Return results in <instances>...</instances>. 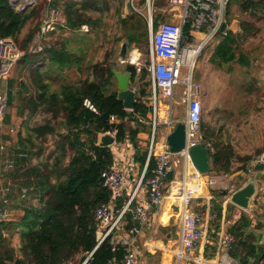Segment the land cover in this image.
I'll return each instance as SVG.
<instances>
[{
    "label": "trees",
    "instance_id": "obj_1",
    "mask_svg": "<svg viewBox=\"0 0 264 264\" xmlns=\"http://www.w3.org/2000/svg\"><path fill=\"white\" fill-rule=\"evenodd\" d=\"M233 1L243 12L258 19L264 18V0H231L227 17ZM50 4L63 7L66 17L65 25L58 26L56 30L66 31L68 28L78 32L82 25L88 24L89 31L102 42L101 47L109 48L106 55L95 59V55L88 57L84 50L72 51L69 39L57 40L56 44L52 39L51 48L36 54L28 53L22 58L25 64L40 62L33 67L37 91L18 107L19 113L25 114V120L33 123L26 127V136L19 131V127L17 129L16 123H9L12 119L8 112L4 123H14L16 127L12 132L17 134V138H22L19 139L21 143L25 138L33 147L37 145V150L33 152L38 157L47 148L43 143L49 137L53 146L44 159H38V164L30 168V172L26 171L28 182L20 186L34 191L41 207H26L23 217L17 220L0 219V264H105L110 258L122 257L124 249L121 245H114L111 235L100 242V223L95 210L102 202L111 201V191L103 185L102 173L113 165L114 160L111 148L97 144L98 133L117 130L118 142L128 138L134 142L140 129H148L137 117L138 113L147 117L150 110L141 99L148 90L146 68L140 75V80L144 82L133 110L126 109L118 99L117 81L112 71L117 44L126 38L130 48L139 45L145 41L147 31L139 17L123 16V0H52ZM37 5L20 12L13 7L11 0H0V37L12 36L22 49L27 50L40 29L48 2L44 6ZM109 18L115 20L110 23ZM157 24L156 20L154 28ZM256 31L255 25L242 21L241 31L229 29L227 34H221L210 56L214 67L223 68L234 62L248 66L250 60L242 51L241 39ZM88 38L92 39V36ZM45 61L49 62L48 69L41 66ZM71 65L78 66L86 75L72 81L65 73ZM127 70L132 71V82L135 83L138 77L136 67L129 65ZM86 99L97 111L85 105ZM12 100V93L9 92L8 105L12 104ZM111 115H115L118 121L111 122ZM227 133L224 124L210 127L202 121V142L210 157L209 174L243 170L262 153V149L243 151L241 147H236ZM25 150L17 149L14 167L6 172L0 167V175L5 177L14 168H22L28 159ZM21 153L26 155L20 156ZM146 156V152L138 156L141 164L145 163ZM154 167L151 158L147 175L152 174ZM171 202L167 201L166 212ZM121 204L122 201H118V205ZM236 208L230 202L227 210L234 211ZM222 210V203L216 202L212 211L218 217L211 222L214 231L220 229ZM240 210L239 219L227 229L236 237L229 254L239 264H264V236L250 229L252 218L245 210ZM257 226L263 227L262 224ZM5 231L9 233L8 237L3 235ZM211 235L216 239L219 236L215 232Z\"/></svg>",
    "mask_w": 264,
    "mask_h": 264
},
{
    "label": "built area",
    "instance_id": "obj_2",
    "mask_svg": "<svg viewBox=\"0 0 264 264\" xmlns=\"http://www.w3.org/2000/svg\"><path fill=\"white\" fill-rule=\"evenodd\" d=\"M52 0H48L40 29L34 35L27 50L22 49L12 36L0 37V128L3 126V119L7 112L8 102L6 93L2 90V82L7 79L15 65L28 53L36 54L52 47L51 33L56 31L58 26L65 25L61 10L52 6ZM231 0H168V16L161 12L156 14L154 9L155 0H146L147 11L144 14L149 28L150 38L147 44L146 61L141 60V51L134 49L131 55L122 61L136 67L138 79H140L143 68H146L148 82L147 95L141 99L150 108L147 117L137 114L139 120L149 123L152 127L151 139L148 148V162L153 158L155 167L151 175L144 172L137 182L131 195L125 199L121 205L118 201L124 199L126 187L129 183L128 176L114 165L102 173L103 185L111 191V201L102 202L95 210L96 219L100 223V242L109 235L112 236L114 245L123 246L122 257L108 259L105 264H139L138 252L135 243L142 229V225L149 220L151 209L157 211L166 198L165 191L169 179L176 171L178 161L182 160L185 169L194 166L190 150L196 144L202 142V121H203V90L202 84L194 81V69L199 57L206 52L209 44L221 34H227L229 24L227 22V9ZM13 7L21 8L33 6L37 0H11ZM132 10L139 11L132 0ZM18 11V10H17ZM161 14V17H159ZM158 21L157 28H154L155 21ZM225 26L227 28H225ZM87 29V26L84 25ZM213 52V51H212ZM212 52L210 54H212ZM133 53H138L134 56ZM182 85L183 103L186 105L185 120L175 118L174 106L178 102L175 100V88ZM139 94V87H133ZM149 102V105H148ZM85 105L97 111L96 107L89 99L85 100ZM111 122H117L115 115H111ZM184 123L186 127L185 147L179 152H173L167 141V136L178 125ZM170 129L164 135L163 141L158 140L159 127ZM15 125L11 124L10 131L15 130ZM116 136L117 130L106 131ZM167 134V135H166ZM3 149V147H1ZM7 156L2 160V170L9 171L15 165V158L6 152ZM21 153L20 156H24ZM259 161L264 162V152L256 159L250 161L245 169L241 170L242 177L239 181L225 179V175L209 174L205 186L210 190H196L191 187L189 181L184 179L182 192L179 196L178 218L180 225L178 230L177 247L175 251L176 264H213L203 256H195V252L203 245V242L211 241L209 235V222L217 218L218 214L213 212L214 195L213 189H218L224 193L223 197L230 201L231 193L239 187L250 176H257L258 172L264 174V169H256ZM226 174V173H225ZM4 184L0 176V219L8 217V207L10 205V194L13 185L10 182ZM259 184V180H258ZM147 192L150 199L145 206L139 200V195L143 191ZM259 190V186H258ZM258 192V191H257ZM27 189H22V195L26 196ZM201 197L206 202L207 214L198 212L191 207L193 199ZM259 202L264 203V197H259ZM258 204V201H257ZM129 223L127 236L118 244L115 242V230ZM224 223V221H223ZM236 238L233 234L227 233L225 238L220 239V243L232 248ZM116 249V246L114 247ZM215 264H237L235 260L227 258L222 263Z\"/></svg>",
    "mask_w": 264,
    "mask_h": 264
},
{
    "label": "rangeland",
    "instance_id": "obj_3",
    "mask_svg": "<svg viewBox=\"0 0 264 264\" xmlns=\"http://www.w3.org/2000/svg\"><path fill=\"white\" fill-rule=\"evenodd\" d=\"M128 0H123V16H131L135 15L140 18L141 25H145L147 31V37L145 41L140 43L139 45H135L130 48L129 54L131 55V51L134 50L135 47H139L142 52L141 60L146 61V51H147V43L150 38V28L145 17V13L148 10L144 0H134L135 6L139 9V11H133L128 13L126 2ZM24 2V0H21ZM48 0H37V4L44 6ZM132 3V0H131ZM116 4H112L115 6ZM27 4L22 6L21 8H17L18 11L22 12L26 10L28 7ZM38 6V5H37ZM132 6V5H131ZM47 7V5H46ZM45 7V9H46ZM168 0H155L154 9L156 8L155 13L161 12L165 15V18L169 19L168 12H164L163 10H167ZM61 8V6H60ZM63 8V7H62ZM61 8V10H62ZM44 9V12H45ZM114 8H112V11ZM43 12V15H44ZM132 13V14H131ZM97 14V13H94ZM43 18V16H42ZM115 19L109 18L108 22L112 23ZM227 21H229V28L235 32L241 31V23L242 21H248L249 23L255 25L257 27V31L250 35L241 39L242 51L247 55L250 60V64L248 66L241 65L238 62H234L232 64H227L223 68L214 67L213 63L210 61L211 52L214 51L216 45L220 41L221 37L218 36L214 39L205 53H203L196 62V67L194 69V81L202 84V90L204 92V113H203V121L207 123L210 127H219L224 124L226 129L228 130V135L232 137L233 142L236 144V147H241L243 151H255L257 149H262V153L264 152V18L258 19L256 16H252L249 13L243 12L237 5L235 1H233L230 5V10L228 13ZM85 31V30H84ZM59 32L57 35L55 44L57 40H61L62 37L64 40L69 39L68 45L72 51H82L84 50L88 57L91 55H95V59L101 57V55H106L108 48L101 47V41L98 40V37L93 32H88L89 34H84L83 31L73 32V31H59L56 30L55 34ZM87 33V32H86ZM92 36V39L88 37ZM53 33H51V41H52ZM94 39V40H93ZM106 37H104V40ZM127 40L124 38L121 42H119L116 46V51L114 53L113 59L114 64L118 69L126 71L127 65L129 63L120 62L119 57V48L123 41ZM52 43V42H51ZM128 54V55H129ZM37 64H40L37 63ZM24 65V64H23ZM45 67H49L48 63H44ZM86 66V64L84 65ZM17 67V65L15 66ZM26 70L22 68L20 65L18 66L20 71V76L26 75L29 77L31 75V65H25ZM83 67V65H82ZM17 68H13L16 71ZM145 69V68H143ZM12 70V71H13ZM55 73L56 70H53ZM66 74L69 75L72 81L79 79L86 75V72L80 71L78 66L71 65L65 71ZM142 73V72H141ZM17 75V74H16ZM11 76L4 81L3 89L14 94H18L20 92L19 88L12 87L11 85H15V82H11ZM19 79V77L16 76ZM117 81V80H116ZM143 81V80H142ZM140 79H136L135 83H131L132 87H136L139 84L142 86L143 82ZM117 84V83H116ZM182 86V85H180ZM175 88V99H177L180 104L175 106V110L177 111L178 117L176 119L185 120L186 118V105L183 103L182 91L183 87ZM22 90L26 89V84L23 83ZM181 96V97H180ZM206 99V101H205ZM9 104L7 107L8 114L11 115V122L16 123L17 129L19 127V131L21 130L23 134L27 135L26 127L31 124L32 121H26L24 117H18L16 112V105ZM6 117V116H5ZM8 123V122H6ZM11 125V124H10ZM9 124H5L0 128V147L4 145L6 147L4 150L0 148V161L4 160L8 152L10 157H16L17 149H26L25 151L28 153V159L23 165L22 168L16 169L14 168L11 172L7 173L5 177L2 176L1 179L4 184L6 182H10L13 185V190L10 194V205L8 207V217L5 218L7 220L11 215V211L13 214L10 216V220H17L24 215V211L26 207H41L40 199L38 197H33V195L28 197L27 199L22 198L19 193V188L22 184H27L28 175L26 171L30 172V168L34 165L38 164V159H44V156L47 154L49 149H52L53 140L51 137L46 139L43 143L44 152L40 157H38L33 151L37 150V145L34 147L29 143L27 139H23V143L20 142L17 138V134L10 132ZM161 129L159 127L158 131ZM181 169V166L179 167ZM32 178V176H31ZM256 199V197H255ZM255 202V201H254ZM255 204H253L254 207ZM19 209V210H18ZM15 218V219H13ZM6 234V235H5ZM3 235L8 237V232H3ZM236 238V237H235ZM175 247L171 245V249ZM170 249V248H169ZM171 256H169L170 258ZM168 258V259H169Z\"/></svg>",
    "mask_w": 264,
    "mask_h": 264
},
{
    "label": "crops",
    "instance_id": "obj_4",
    "mask_svg": "<svg viewBox=\"0 0 264 264\" xmlns=\"http://www.w3.org/2000/svg\"><path fill=\"white\" fill-rule=\"evenodd\" d=\"M144 1L146 4V0H144ZM134 5H135V2H134ZM58 8L61 10L60 7H58ZM133 11H135V10H132V12ZM61 13H62L63 18L66 20V17L63 14L62 10H61ZM126 17H129V16H126ZM159 17H161V14ZM84 25L87 26V29L84 28ZM84 25H82V27L79 29V31L89 32V25L88 24H84ZM62 26H64V25H62ZM68 30L69 29L67 28L66 31H68ZM59 31H61V30H59ZM52 33H54V32H52ZM58 34H59V32H57L56 34L55 33L53 34V37H52L53 41H56ZM60 39L64 40L62 37ZM120 47H121V45H120ZM129 49H130V47H129ZM134 49H139V47H135ZM119 50H120V48H119ZM141 55H142V52H141ZM45 62L49 64L48 61H45ZM120 62H122V61H120ZM16 65H17V67H14V68H17V69H16V71H14V70L12 71L13 76L11 78H13V79H11L10 84H12L11 82H15V85H13V84L11 85V89H12V87L20 86V88H19L20 92L17 95L14 94L15 96H13V93H12V97H13L12 104L16 105L17 116L21 118V117H25V114L19 113L20 109H18V107L24 103L25 98L33 96L37 91V86L34 82L35 71H34L33 67H35L39 64L35 63L34 65H32L31 63H27V65H29V66L31 65V71H32V73H31V75H29V77H27L26 75L21 77L19 75L20 71H21V69L18 68L19 65L26 70V67H25L26 64L23 62V59L20 60ZM41 66L43 69L49 68V67L43 66V64ZM16 76L19 77V79L16 78ZM7 79H5V80H7ZM137 79H138V77H137ZM4 81L2 82V90L4 93H6V96H7L8 91H5L6 89L5 90L3 89ZM23 83L26 84V89H24V91L22 90L23 89L22 88ZM140 85L141 84L138 85L139 91L141 88ZM180 87H182V86H180ZM181 94L183 97V91ZM137 97H138V93H137ZM175 100L178 102L177 104H175V106L176 105L178 106L180 104V102L177 99H175ZM205 101H206V99H205ZM203 102H204V94H203ZM145 103H146V100H145ZM148 105H149V102H148ZM175 106H174V111H175V118H176V116L178 117V114H177V111L175 110ZM203 113H204V111H203ZM177 120H181V119L179 118ZM140 122L145 124V127L147 125L148 129L147 130H146V128L140 129V131L136 135V139L134 142H132L129 138L122 141V142H118L116 139L112 145L107 146V147L111 148V150L113 152V160H114L113 165L115 167L121 169L126 174V176H128L129 183L126 187V193H125L124 199L121 200L122 202L131 195V192L134 190V188H135L137 182L139 181L141 175L144 172L147 173V170H148V165H149L148 148H149V142H150L151 134H152V131H151L152 127L149 123H146V122L141 121V120H140ZM2 124H4V119H3ZM132 125L134 126L135 122L132 121ZM160 127H161V129L159 130L160 135H158V140L163 141V139H164L163 133L165 135V133L167 131H169L170 129H167V127L164 128L163 126H160ZM102 132L107 133L106 131H102ZM102 132L98 133L97 144L100 143V135ZM2 147H3V150L6 148V147H4V145H2ZM145 152L147 153L146 160H145L144 164H141L140 160L138 159V156L144 155ZM180 166H181V169H179ZM0 167L2 168V161H1ZM240 171H232V172H229L226 174L223 173V174H219V175H222V176L225 175L226 180L239 181V179H241V177H242V174H241L242 172H240ZM208 176H209V173H201L195 164H194V166H192L186 170L184 165H183L182 160H180V162L178 161L176 171H175V173H173L171 175L169 182L167 184V188L165 191V195H166L165 200L163 201L162 205L159 207L158 211L156 208L151 209V211H152L151 216H150L149 220L147 221V223L145 222L142 225V229L138 235L135 246H136V250L138 252L139 264H176V257H175L174 253H175L176 247H177L176 242H177V239L179 237V235H178V230H179V225H180V219L178 218L179 196L182 192V185H183L184 179L189 181V184L191 187H194L196 190H201L205 193V190L208 192L210 190L208 187L205 186V183L208 180ZM4 178L7 180L6 177H4ZM258 180H259V184H258L259 190L257 192L256 199L254 202L255 205H254V207L252 206L249 210H245V209H243L240 206L235 204L237 206L236 210L228 211L227 209H228L229 203L230 202L233 203V202L231 200L228 201L227 199H225L223 197V195L220 197L221 193L217 188L213 189V195H214L213 201H214V203L220 201V203H222V205H223L222 219L220 222V229H219V231H214V229L211 228V222L216 218L211 219L209 222V235H210L211 241L203 242L202 243L203 246L195 252V256H197V255L203 256L204 258L209 259L211 262H213V264L222 263L224 260L226 261L227 258H230L231 260L233 259L236 261L237 264H239L236 259H234L232 256H230L229 249L227 247H225L221 243L219 245V241H220V239L225 238V235L228 233L227 232L228 227H230L235 221H237L239 219L240 214H241L240 209L245 210L250 215V217L252 218L253 223H252V226L250 229L257 234L264 236V205H263L264 203L261 204L259 202V197L260 196L264 197V174L261 175V178ZM23 188H26V187H22L19 189V193L22 196V198L27 199L29 196L31 197L32 195H33V197H37L36 193L34 191L31 192V190H29L28 188H26L27 189L26 196H23L22 195V189ZM139 200L145 206L150 201V199L147 195V192L144 189L139 195ZM168 200H171L172 202L170 203L168 210L166 212L165 210H166V204H167ZM257 201H258V204H257ZM191 207L198 212H203L204 214L208 213V210L206 209L207 208L206 202L201 197L193 199ZM12 214H13V212L11 211V215ZM163 214H166L167 216L164 217ZM10 216L8 219H10ZM13 219H15V218H13ZM223 221H224V223H223ZM258 224H262L263 227H258L257 226ZM128 229H129V223L126 225L123 224L122 227H119L118 229H116L115 230L116 235L114 236V238L116 240L115 242H117L119 244L121 242V240L127 236ZM99 231L101 232V229H99ZM214 232H215V234L219 235L217 239H216V236L211 235ZM171 245L172 246L175 245V247H173L171 249ZM212 246H216V248H214ZM169 256H171V257L169 258ZM115 257H117V256H115ZM182 264H184V263H182Z\"/></svg>",
    "mask_w": 264,
    "mask_h": 264
},
{
    "label": "water",
    "instance_id": "obj_5",
    "mask_svg": "<svg viewBox=\"0 0 264 264\" xmlns=\"http://www.w3.org/2000/svg\"><path fill=\"white\" fill-rule=\"evenodd\" d=\"M12 3V2H11ZM13 5V4H12ZM131 0L126 2L128 13L132 12ZM129 51V41L122 42L119 50V61H124L127 58ZM129 67V65H127ZM112 71L117 80L118 93L117 97L123 102V105L128 110H133L137 101V93L131 86L132 83V71L120 70L116 66H112ZM116 140V137L110 133L102 132L100 135V146H110ZM186 140V127L185 124L180 122L175 129L167 136L168 144L173 152H179L185 147ZM193 162L201 173H208L210 169V157L207 147L203 142H200L193 146L190 150ZM256 169H264V162L259 161L256 164ZM262 173L258 172L257 176H261ZM258 191V180L255 176H250L243 183L239 185L231 193V201L245 210H249L255 201V197Z\"/></svg>",
    "mask_w": 264,
    "mask_h": 264
},
{
    "label": "bare ground",
    "instance_id": "obj_6",
    "mask_svg": "<svg viewBox=\"0 0 264 264\" xmlns=\"http://www.w3.org/2000/svg\"><path fill=\"white\" fill-rule=\"evenodd\" d=\"M134 56H138V53H133Z\"/></svg>",
    "mask_w": 264,
    "mask_h": 264
},
{
    "label": "flooded vegetation",
    "instance_id": "obj_7",
    "mask_svg": "<svg viewBox=\"0 0 264 264\" xmlns=\"http://www.w3.org/2000/svg\"><path fill=\"white\" fill-rule=\"evenodd\" d=\"M130 50V49H129ZM129 52V51H128ZM126 65H129V64H126Z\"/></svg>",
    "mask_w": 264,
    "mask_h": 264
}]
</instances>
